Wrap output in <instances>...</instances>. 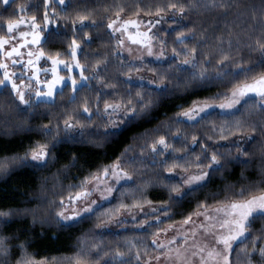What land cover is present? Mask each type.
Segmentation results:
<instances>
[{"label":"snow or ice","instance_id":"snow-or-ice-1","mask_svg":"<svg viewBox=\"0 0 264 264\" xmlns=\"http://www.w3.org/2000/svg\"><path fill=\"white\" fill-rule=\"evenodd\" d=\"M261 5L264 17V0ZM216 8L226 17L233 5L230 0H111L98 21L87 2L71 9V0H43L40 24L35 14L0 21V140L22 134L16 149H0V177L20 169L46 172L35 204L25 199L0 206V264L56 261L29 251V229L55 228L51 237L85 221L91 228L61 261L232 264L235 251L243 264H256L254 255L264 262V223L253 228L264 221V179L241 183L251 163L248 145L257 140L253 133L264 136V19L243 36L231 25L209 35L188 15ZM256 15L253 9L254 21ZM61 21L71 22V41L63 51H48L44 37ZM24 24L30 30L22 31ZM77 26L84 43L92 41L86 28L100 26L108 34L109 50L95 54L90 64L79 58ZM251 53L255 58H246ZM113 61L119 72L109 76ZM66 89V100L58 104ZM188 95L194 98L177 105L166 121L131 133L137 143L124 144L106 162L91 165L79 150L104 149L124 131L155 119L166 102ZM252 114L259 120L248 119ZM37 119L44 122L32 123ZM261 161L264 173V156ZM239 166V176L228 179ZM72 170L74 178L68 179ZM150 189L162 198H150ZM185 203L179 220H172ZM128 220L141 234L117 235L116 246L105 251L103 232Z\"/></svg>","mask_w":264,"mask_h":264},{"label":"trees","instance_id":"trees-1","mask_svg":"<svg viewBox=\"0 0 264 264\" xmlns=\"http://www.w3.org/2000/svg\"><path fill=\"white\" fill-rule=\"evenodd\" d=\"M87 2L90 7L95 8L96 19L99 21L103 15V5L104 3H111V0H71V9H75L78 4H83ZM128 3H131V0H127ZM146 2H152V0H146ZM233 8L229 11V14L226 17H222L221 13L224 11L223 9H210L205 10L201 9L198 12H189L188 15L190 19H192L196 25L206 30V32L211 35L212 33H219L221 31L226 32L228 30V26L231 25V30L233 32H240L243 36L244 32L252 31V25L255 24L256 21L260 19H264L259 15L260 9L262 7L261 0H230ZM19 6H23L25 9V13L29 16L35 14L37 16V22L40 24V17L43 14V0H9L7 3V7L4 5V1L0 0V21H3L8 18H16L20 15ZM253 9L257 12L256 20L254 21L252 18ZM65 14H68L67 12ZM108 15H111L109 12ZM59 17H57L58 19ZM106 23V21H105ZM166 27V25L161 26ZM52 30L49 35L44 37L45 44L44 47L48 51L61 50L66 49L67 44L71 41L73 36V28L71 22L69 21L67 24L64 21H61L59 26L52 25ZM89 32L90 37L92 38L91 43H84L82 40V31L79 27H76L75 34L78 40H81V45L83 48L82 53H78L79 58L82 63H91L94 58H96L97 53L103 54L107 52L110 48V42L107 32L103 27L96 28H86ZM46 33H49L48 29H44ZM246 39V38H245ZM242 53L247 54L248 50L246 48L241 49ZM256 53H251L250 56L246 55L248 59H254ZM67 58V57H65ZM107 74L112 76L114 74H118L119 65L116 62H110L107 68ZM150 76L151 73H148ZM216 89H211L209 91H215ZM88 90L85 89L81 95L85 94ZM68 94V90H65L64 96L57 97L58 104L62 100H66ZM199 95L209 94L208 92L198 93ZM194 98L192 95L188 96H179L173 98L171 101L165 103V105L161 106L157 113H154L155 119L150 122L143 123L138 127H133L124 131L115 141L108 144L107 147L101 150H96L93 148H87L85 150V146H80L79 150L85 156V159L89 164L94 165L95 163L104 161L112 155L113 152L118 151L120 148L124 146V144L128 143H137L133 142L130 139L131 133L136 131H143L145 128H149L151 126L157 125L161 121H166L169 117H171L177 111V105L182 102H186ZM4 100L3 97H0V101ZM47 105H41L40 109L47 108ZM75 107V105H73ZM61 109L56 108L55 111L59 112ZM4 115V113H0V116ZM11 121H16L17 117L12 113H8ZM248 119L259 120V117L255 114H252L248 117ZM42 120H33L32 123H42ZM206 131V129H203ZM34 138L36 137L35 133H31ZM253 135L257 136V140L252 144L248 145L249 151V159L251 163L244 168V175L246 177L245 180L241 181V183L248 184L250 181L259 182L264 179V173L261 172V157L264 156V150L261 149V145L264 144V136H260L259 132L253 133ZM22 134H17L15 140L11 138H4L0 140V149L7 148L9 150H14L18 147V142L21 139ZM23 139L25 143H27L28 136L24 135ZM69 145H65V148H68ZM64 160H61L60 163H64ZM59 165H53V170ZM243 166L236 167L231 175L228 176V179L233 180L236 179ZM73 171V175H70L68 179L74 178L75 170ZM146 175H151V172L146 171ZM46 176V172H33L31 170L20 169L14 172L12 175L8 177H0V206L6 205H17L20 204L25 199L31 200L32 204H35L37 201L33 199L34 196L39 194V186L44 182V177ZM67 183V180L63 181ZM53 183L52 179H48L46 182L47 187H51ZM240 185L237 184V187ZM260 187H264V184H260ZM59 190V189H57ZM150 198L153 200L161 199V195L159 191H152L151 189L148 192ZM188 203H185L181 209H175L176 214L172 216V220H179L181 211L186 210L188 208ZM261 223L264 221H257L253 228H259ZM91 221H85L73 228H64L58 232L56 236H51L50 233L52 231H56L55 228L49 229L47 232L41 231V227L37 224L34 228H30L29 232L26 234L30 239V247L29 251L34 252L37 257L40 256H49V257H57V260L52 262L53 264H67V261H61L59 257L68 256L73 251H75L74 243L79 237V235L91 228ZM128 222L123 225V227H118L116 229H110V231L103 232L104 240V248L105 251L108 247L116 246V236L119 235L123 237L125 235H140L141 233L136 230L134 227L130 225ZM25 226H27V222H25ZM14 228L16 225L13 226ZM24 238V237H22ZM250 246V245H249ZM231 262L232 264H243L242 257L238 256V254L233 251L231 253ZM103 259V258H102ZM253 261L256 264H264V262L260 261L258 255H254L252 257Z\"/></svg>","mask_w":264,"mask_h":264},{"label":"rangeland","instance_id":"rangeland-1","mask_svg":"<svg viewBox=\"0 0 264 264\" xmlns=\"http://www.w3.org/2000/svg\"><path fill=\"white\" fill-rule=\"evenodd\" d=\"M3 1H4V0H3ZM8 1H9V0H8ZM19 13H20L19 16H29V15H27L25 12H20V11H19ZM36 23L39 24L37 21H36ZM162 26H164V25H162ZM20 27H21V30H22V31H23V30H30V29H28V25H27V24L21 25ZM25 59H27V57H25ZM40 64H41V66H43V58H42V60L40 61ZM146 75H149V74L146 73ZM149 76H150V75H149ZM38 191H39V190H38ZM39 194H41V193L39 192ZM39 194H38V195H39ZM40 211L43 212L44 214H47L46 211H45V209H40ZM128 222H130V223H131L130 225H131L132 227L135 228V224H134L133 221L128 220L127 222H125V224L128 223ZM163 226H164V224H161V227H163ZM116 228H118V227H117V226H111V229H116ZM49 264H53V263L50 261Z\"/></svg>","mask_w":264,"mask_h":264}]
</instances>
